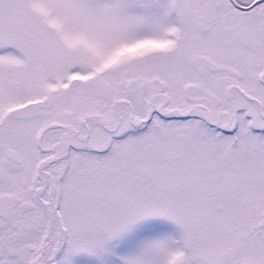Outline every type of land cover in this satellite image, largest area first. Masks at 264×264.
<instances>
[{
  "label": "snow or ice",
  "instance_id": "6c2138e0",
  "mask_svg": "<svg viewBox=\"0 0 264 264\" xmlns=\"http://www.w3.org/2000/svg\"><path fill=\"white\" fill-rule=\"evenodd\" d=\"M0 264H264V0H0Z\"/></svg>",
  "mask_w": 264,
  "mask_h": 264
}]
</instances>
